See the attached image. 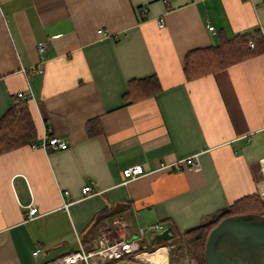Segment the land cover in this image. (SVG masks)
<instances>
[{"label": "crops", "instance_id": "1", "mask_svg": "<svg viewBox=\"0 0 264 264\" xmlns=\"http://www.w3.org/2000/svg\"><path fill=\"white\" fill-rule=\"evenodd\" d=\"M256 29L264 35V0H0V116L22 92L37 141L67 143L0 154V264L92 250L102 232L182 233L242 196L264 200V50L184 70L189 53ZM39 42L42 71L25 75ZM150 75L161 91L123 98L129 80ZM136 164L144 174L125 182ZM158 247L104 264H156L163 248L168 264Z\"/></svg>", "mask_w": 264, "mask_h": 264}, {"label": "trees", "instance_id": "2", "mask_svg": "<svg viewBox=\"0 0 264 264\" xmlns=\"http://www.w3.org/2000/svg\"><path fill=\"white\" fill-rule=\"evenodd\" d=\"M250 43L253 44L252 47ZM263 50L264 35L260 30L238 34L217 46L189 53L185 58V74L188 78L206 74ZM159 91L161 85L158 78L150 75L129 80L128 90L123 98L136 100ZM30 143H39L36 126L27 101L16 96L0 116V154ZM247 214L264 216V200L258 194L238 198L227 207L204 216L197 226L182 233L173 231L174 238L170 241L155 236L149 241L145 240L143 243L145 247L141 251H152L158 246L166 245L169 264H182L184 259L187 260V264H206L204 246L210 230L225 217ZM122 259L124 258L118 260ZM128 260L133 261L129 257ZM133 262L137 263V261Z\"/></svg>", "mask_w": 264, "mask_h": 264}, {"label": "built area", "instance_id": "3", "mask_svg": "<svg viewBox=\"0 0 264 264\" xmlns=\"http://www.w3.org/2000/svg\"><path fill=\"white\" fill-rule=\"evenodd\" d=\"M142 11L145 12L146 9L142 8ZM158 25H163V20L159 19ZM210 31H213L212 26H208ZM252 47L253 44L250 43ZM37 52L40 57V63L36 66H31L28 68H23L22 72L27 75L32 72H41L42 71V63L44 59V52L46 50V46L43 42H39L36 45ZM17 97L21 99H26V95L22 92L17 93ZM30 146L32 148L42 147L44 149L49 150H57L64 149L67 147V143L58 139L57 137H45L39 143H31ZM264 163V159H263ZM168 165L162 166V168ZM191 166L195 169L199 168V164L197 162H191ZM264 166V164H263ZM144 174V168L140 164L132 165L126 167L122 170V175L124 177V181L132 180L140 175ZM91 192V187L89 185L84 186L81 189V193L83 195H88ZM67 195V193H65ZM69 201L64 203V207L67 208L69 205ZM37 213V207L31 206L27 212V219H32ZM164 229L163 225L160 223H156L148 226L145 229H138L136 232L135 238H130L127 234L120 235L119 237H111L108 238L105 233H101L99 237V241L96 243V247L92 250H84L80 247L78 250L71 252L67 255L49 261L47 264H104L108 261L118 260L121 258L135 259L136 254L144 249V241L151 240L156 233L161 232ZM148 238V239H147ZM168 250V249H167ZM38 251V250H37ZM37 251L34 253L36 254ZM146 251V250H144ZM131 264V263H130ZM149 264H153L149 262Z\"/></svg>", "mask_w": 264, "mask_h": 264}, {"label": "water", "instance_id": "4", "mask_svg": "<svg viewBox=\"0 0 264 264\" xmlns=\"http://www.w3.org/2000/svg\"><path fill=\"white\" fill-rule=\"evenodd\" d=\"M155 237L174 238L171 227ZM204 258L206 264H264V216L247 214L221 219L208 233Z\"/></svg>", "mask_w": 264, "mask_h": 264}, {"label": "bare ground", "instance_id": "5", "mask_svg": "<svg viewBox=\"0 0 264 264\" xmlns=\"http://www.w3.org/2000/svg\"><path fill=\"white\" fill-rule=\"evenodd\" d=\"M159 248V247H158ZM161 248V246H160ZM164 249V248H163ZM163 249H157L155 252L153 251V253L151 254L153 260L155 261L156 264H164L165 263V258H164V253H163ZM166 250V249H165ZM150 255V254H149ZM147 257L146 254H141L140 258H144ZM148 258V257H147ZM149 259V258H148ZM151 259V258H150Z\"/></svg>", "mask_w": 264, "mask_h": 264}, {"label": "rangeland", "instance_id": "6", "mask_svg": "<svg viewBox=\"0 0 264 264\" xmlns=\"http://www.w3.org/2000/svg\"><path fill=\"white\" fill-rule=\"evenodd\" d=\"M165 246H166V245H165ZM168 264H169V262H168ZM182 264H187V260L184 259Z\"/></svg>", "mask_w": 264, "mask_h": 264}]
</instances>
